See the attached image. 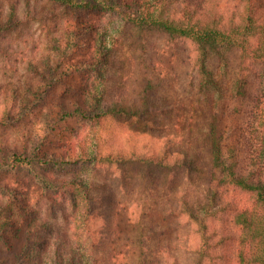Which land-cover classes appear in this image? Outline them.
Here are the masks:
<instances>
[{"label":"trees","instance_id":"1","mask_svg":"<svg viewBox=\"0 0 264 264\" xmlns=\"http://www.w3.org/2000/svg\"><path fill=\"white\" fill-rule=\"evenodd\" d=\"M46 1L67 12L66 32L51 43L53 57L44 60L41 69L32 70L38 82L27 83L26 95L14 96L4 107L0 129L34 123L32 116L39 105L82 68L91 72V81L73 107L60 104L58 111L48 113L42 133L29 144L0 143V264H124L117 257L121 252L107 254L105 242L128 227L137 242L131 252L135 261L128 264H157L158 253L149 244L158 234L156 229L145 234L141 220L121 216L122 203L114 194L106 190L98 195L94 183L76 174L86 166H94L96 172L100 165L121 170L132 163L166 173L177 169L191 173L198 170L195 159L172 151L169 137L157 148L156 144L146 146L142 153L122 147L104 151L99 143L92 149L82 144L65 153L45 149L61 123L72 119L95 124L128 117L149 130L150 138L156 129L164 128L156 115L163 114V109H153L150 77L139 100L109 101L113 91L107 81L110 58L119 36L129 28L158 31L173 45L177 39L189 42L193 52L190 82L198 94L212 95L213 106L225 103V111L220 105L213 109L208 124L212 162L201 196L190 200L182 193L180 206L169 212L188 217L198 233L188 264L218 263L225 256L223 250L232 246L237 247L238 264H264V0ZM26 22L17 7L7 15L0 9V38ZM88 35L92 53L77 62L75 56ZM11 51L0 45L6 58ZM69 166L78 170L74 178L65 179ZM22 174L32 176L38 188L36 198L42 200L34 197L35 192L20 194V184L28 188ZM59 194H68L73 213L68 230L62 232L40 215L41 202L59 204ZM45 232L49 238L43 237Z\"/></svg>","mask_w":264,"mask_h":264},{"label":"rangeland","instance_id":"2","mask_svg":"<svg viewBox=\"0 0 264 264\" xmlns=\"http://www.w3.org/2000/svg\"><path fill=\"white\" fill-rule=\"evenodd\" d=\"M12 7H17L19 16L27 22L0 38L3 48L13 50L9 58L0 53V83L3 84L0 86V116L14 96L23 98L26 95L27 83L38 82L32 70L41 69L42 62L53 57L51 43L65 34V20L68 19L64 9L55 7L46 0H0L2 14H9ZM127 30L129 33L119 36L110 58L107 81L113 91L109 101L133 103L139 100V93L148 86L145 81L150 77L152 85L148 88L153 99V109L156 106L163 109V114L156 115L164 128L156 129L150 138L149 130L128 117L108 118L95 124L72 119L66 124L61 123V127L51 135V142L45 149L52 153H65L76 146L78 149L82 144L92 149L99 143L104 151L122 147L127 148V151L135 148L142 153L146 146L156 144L154 146L157 148L164 144L165 137H169L172 140L169 148L172 151L186 152L193 157L198 170L188 173L177 169L166 173L132 163L121 170L113 165H100L96 172L92 170L94 166H86L76 176L94 183L98 195L106 190L114 194L117 202L122 203L119 209L121 216L128 215L134 222L141 220L145 226V234L150 233L152 228L156 229L158 234H153L154 238L149 242L153 252L158 253L157 261L154 262L166 264V254L170 264H188L192 255L190 249L199 240L198 233L188 217L172 216L169 212L180 206L179 197L182 193L190 200L201 196L208 182L212 162L208 124L213 109L220 105L225 111V103L221 101L216 107L213 106L212 95L198 94L196 86L190 82V58L193 52L189 42L177 39L173 45L168 42V36L158 31ZM91 42V36L83 37L75 61L82 62L89 58L92 53ZM89 75L91 72L82 68L81 72L66 79V83L57 85L50 97L48 95L36 109L32 116L34 123L24 122L14 129H0V143L24 146L37 138L42 133L41 128L48 123L49 112L58 111L60 104L73 107L74 101L81 100V94L87 90L91 81ZM76 170L78 167L69 166V172L63 177L74 178ZM59 175L62 176L60 173ZM25 176L26 174L21 175L23 179H28V188H25L26 184H20L19 187L23 190L20 194L26 196L31 191L32 194L35 192L36 198L38 188L32 176ZM34 197L32 204H35ZM36 199L40 201L43 197ZM58 199L61 203L54 205L41 202L40 215L50 226L62 232L68 230L73 213L68 194H59ZM100 205V210L104 211L103 204ZM72 226L75 227V224ZM128 229L130 230L125 228L118 237L113 233L105 242L107 254L112 250L114 253L121 252L117 257L121 263L126 262L124 264L134 262L136 258L131 253L137 243L136 235L131 232L130 227ZM44 234L43 237H50L46 232ZM159 248L160 253L157 252ZM236 249L235 246L224 249L225 256L215 264H238Z\"/></svg>","mask_w":264,"mask_h":264}]
</instances>
